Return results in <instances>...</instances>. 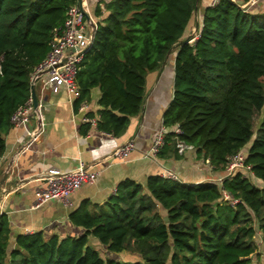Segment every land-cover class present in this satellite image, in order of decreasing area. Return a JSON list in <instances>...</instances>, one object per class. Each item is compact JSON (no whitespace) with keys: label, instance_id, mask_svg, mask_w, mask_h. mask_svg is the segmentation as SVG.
Returning <instances> with one entry per match:
<instances>
[{"label":"trees","instance_id":"16d2710c","mask_svg":"<svg viewBox=\"0 0 264 264\" xmlns=\"http://www.w3.org/2000/svg\"><path fill=\"white\" fill-rule=\"evenodd\" d=\"M200 1L93 3L96 35L78 64L74 110L97 87L95 127L120 136L142 110L147 74L174 53L173 96L157 156L178 158L181 140L225 174L230 157L249 145L244 164L261 182L239 171L198 184L161 175L148 176L145 185L126 179L103 206L83 203L70 213L71 224L83 228L77 236L36 231L12 239L1 214L0 264H251L257 232L264 247V11L231 0L200 7L197 36L179 45ZM75 3L0 0V156L10 116L28 100L31 74ZM122 252L137 259L118 260Z\"/></svg>","mask_w":264,"mask_h":264},{"label":"crops","instance_id":"0c3cea01","mask_svg":"<svg viewBox=\"0 0 264 264\" xmlns=\"http://www.w3.org/2000/svg\"><path fill=\"white\" fill-rule=\"evenodd\" d=\"M209 3L210 0H202L201 7ZM247 9L264 11V0H256ZM196 11L199 25L201 14L200 10ZM174 57V53L169 54L159 69L147 74L142 110L130 118L126 130L118 137L98 130L95 125L87 127V122L81 121L84 113H92L96 121L99 119L100 91L97 87L92 88L82 113L74 110L75 99L71 100L63 86L48 85L44 89L39 84L35 86L40 117L31 119L26 125L12 127L5 136V152L0 156V178L12 161L0 190V215L7 216L12 239L16 234L36 231L60 237L79 235L83 228L71 224L70 213L83 203L103 206L126 179L145 185L148 176L172 171L175 180L198 184L225 175L213 171L206 159L196 156L194 149L185 150L178 158H159L157 154L148 153L154 136L163 127V112L173 96ZM130 140L135 145L129 156L126 159L116 157L113 151ZM81 163L98 174L93 183H85L72 195L73 207H67L60 200L34 207L35 191L45 186L49 173L71 170ZM12 180L20 183L10 189ZM89 242L100 250L103 248L94 238Z\"/></svg>","mask_w":264,"mask_h":264},{"label":"built area","instance_id":"2783aa9c","mask_svg":"<svg viewBox=\"0 0 264 264\" xmlns=\"http://www.w3.org/2000/svg\"><path fill=\"white\" fill-rule=\"evenodd\" d=\"M74 5L68 7L66 11L65 20L63 25L55 30L53 39L51 41L50 50L45 58L35 67L31 74V79L35 76V86L41 85L42 89L46 86H63L71 97V100L79 96V88L76 83V76L78 71V64L83 53L92 44L94 37L89 32L92 31V26L85 18V13L90 15L91 21L94 19L91 16L92 0H80ZM220 0H210L209 5L214 6ZM236 2L238 0H231ZM238 3L242 8H248L254 4L256 0H240ZM89 30V31H88ZM91 30V31H90ZM66 58L65 61L63 59ZM30 79V80H31ZM87 104L80 103L78 111H85ZM38 118V109H36L29 96L28 100L20 107L15 109L10 116V123L12 127H20L26 125L33 118ZM82 122H88L91 125L96 124L94 117H88L84 113L81 117ZM176 133H180L176 127ZM167 132L163 126L159 132L154 136L151 143L149 154H156L164 142V134ZM134 141L130 140L121 147H117L113 154L121 159H126L131 150L134 149ZM177 151L179 154L185 150L193 149L192 146L185 144L183 141L178 140L176 143ZM248 172L250 167L244 164L243 154L237 153L230 157V161L226 166L225 175L217 179L221 182L224 177L231 176L235 172ZM98 171L92 169L90 166L83 165L82 163L71 170L66 171H53L46 177V184L39 187L35 191L34 207H38L43 203L50 200L63 201L67 207H73L72 195L80 189L85 183H93L95 181ZM161 176L176 179L172 171H166ZM224 198L229 196L225 193ZM232 204L237 202L236 199H231Z\"/></svg>","mask_w":264,"mask_h":264},{"label":"rangeland","instance_id":"374dc122","mask_svg":"<svg viewBox=\"0 0 264 264\" xmlns=\"http://www.w3.org/2000/svg\"><path fill=\"white\" fill-rule=\"evenodd\" d=\"M97 1L98 0H93L94 3H96ZM201 1H200V5H199V10H200V7H201ZM240 2H241L240 0L237 1V3H240ZM93 6L94 5H92V8H93ZM196 10H195L193 16L191 17L190 25L188 27L186 36L188 34H192L193 37H196L197 36L196 35V32L194 31V24H195L196 18L198 16ZM244 149L241 150V152H242L243 155H244ZM244 175L247 178H249L251 181H256L255 178L252 176V173L250 171L244 172ZM258 182H256V183L258 184ZM255 243L257 245V252L251 256V264H264V253H263L264 247H263L261 235L258 232H257V234L255 236ZM100 252H101V255L102 256H105L106 255L103 249H101ZM114 256L117 257L118 260H124V259H126V260L132 261V260H136L137 259V257L134 254L128 253V252H122V253H120L118 255H114Z\"/></svg>","mask_w":264,"mask_h":264},{"label":"water","instance_id":"95a60500","mask_svg":"<svg viewBox=\"0 0 264 264\" xmlns=\"http://www.w3.org/2000/svg\"><path fill=\"white\" fill-rule=\"evenodd\" d=\"M78 5L80 6V0L78 1ZM85 18L87 21H89L91 23V26H92L91 36L95 37V35H96V24L93 21H91L89 14L85 13ZM197 30H198V23L196 22L194 25V31L197 32ZM193 39H194V37L192 36V34H188L184 39H182L179 42V45L190 43L193 41ZM65 60H66V58L63 59V61H65ZM35 78L36 77L34 76L30 80V96H31L32 104L36 109H38V116H40L39 101H38V98L36 95V90H35ZM144 103H145V98L143 100V105H144ZM11 165H12V161H10L8 163V166L6 167L5 171L2 173V176L0 178V190H1L2 184L4 183V181L8 177V172H9ZM19 183H20L19 180H12L11 185H10V189L17 187L19 185ZM10 189H8L7 191H9Z\"/></svg>","mask_w":264,"mask_h":264}]
</instances>
